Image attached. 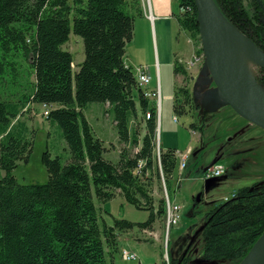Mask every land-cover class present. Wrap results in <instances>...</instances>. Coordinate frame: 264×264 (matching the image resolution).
Here are the masks:
<instances>
[{"label":"trees","instance_id":"16d2710c","mask_svg":"<svg viewBox=\"0 0 264 264\" xmlns=\"http://www.w3.org/2000/svg\"><path fill=\"white\" fill-rule=\"evenodd\" d=\"M214 1L227 20L264 51V0ZM178 8L181 29L192 36L197 54L202 55L193 0H178ZM139 14V0H0V264L113 263L117 232L132 230L135 224L115 220L107 225L95 198L105 203L121 192L127 203L148 210V220L136 224L142 230H152L165 216V200L155 209L140 180L153 170L160 178L161 167L168 187L178 167L177 150L161 149L159 167L157 111L124 60ZM72 32L85 49V60L74 76L75 88L73 56L62 49ZM19 58L34 74L33 93L25 101L4 100L1 88L11 74L18 75ZM174 73L188 76L179 62ZM257 82L264 90L263 68ZM193 99L187 88L177 89L175 114L187 115ZM26 103L60 106L50 110L47 121L61 130L69 158L63 164L59 156L44 152L42 163L49 175L45 184H21L14 176L18 162L28 163L32 149L26 123L17 120ZM94 103L110 106L120 142L135 147L139 138L130 123L141 114L146 134L134 155L124 151L117 163L106 159L104 142L83 113ZM190 130L200 126L191 124ZM141 161L144 167L138 174ZM141 200L149 206L140 207ZM263 234L264 183L243 187L234 199L208 213L202 230L204 257L239 264Z\"/></svg>","mask_w":264,"mask_h":264},{"label":"rangeland","instance_id":"374dc122","mask_svg":"<svg viewBox=\"0 0 264 264\" xmlns=\"http://www.w3.org/2000/svg\"><path fill=\"white\" fill-rule=\"evenodd\" d=\"M189 37L192 46L187 40L184 44L188 50L193 49V53H197L195 42L191 35ZM62 49L73 56L75 88L74 76L85 60L83 41L72 32ZM18 62L21 64L18 75L11 74L7 79L8 83L1 88L4 100L25 101L33 93L34 74L24 59L19 58ZM204 63L196 70L188 71V76L181 85V88H187L194 97L192 106L187 109V115L175 114L172 99L161 100L157 110V140L160 149H173L183 153L191 149L186 169L181 172L178 166L166 187L170 202L181 207L179 225L168 229L164 216L155 226L154 238L136 225L148 220V210L127 203L123 194L118 192V197L108 201L111 204V214H107L102 208L107 202L102 203L95 198L101 221L107 225H113L115 220H126L135 224L132 230L117 232L119 248L114 253V263L111 264H138L123 260L122 250L135 252L141 264H170L171 260H176L177 264H236L233 260L205 259L202 230L208 213L221 205L226 198H231L243 187L261 186L264 183V130L233 113L217 95L216 87L214 89L215 85L208 76ZM138 67H132L134 76ZM261 69L258 67L255 70L256 80ZM197 70H200L199 73H196ZM134 94L138 102L137 92ZM152 104L154 107L158 105L157 101ZM26 106L23 113L25 116L20 122H25L28 126L29 132L26 136L32 142V149L28 163L19 161L14 176L21 184H45L49 175L42 163L44 152L48 151L53 158L59 156L63 164H66L69 158L68 146L61 130L58 127H49V122L43 116L42 106L30 107L32 104L29 103H26ZM83 113L94 134L105 141L108 148L105 155L107 160L117 163L122 152L134 155L141 148L142 138L146 134V123L140 113L130 123L131 132L138 134V147L132 143L120 142L108 104H90ZM174 117L179 121L174 122ZM16 121L14 123H17ZM194 123L200 126V130H190L191 124ZM218 165L225 167V173L219 178L206 179V173ZM140 182L149 191L155 209L161 199L166 202L161 173L158 178L155 170L149 171L141 177ZM148 206L149 204L141 200L140 207ZM149 232L153 233V230Z\"/></svg>","mask_w":264,"mask_h":264},{"label":"crops","instance_id":"0c3cea01","mask_svg":"<svg viewBox=\"0 0 264 264\" xmlns=\"http://www.w3.org/2000/svg\"><path fill=\"white\" fill-rule=\"evenodd\" d=\"M139 2L141 14L135 16L134 36L126 48L125 64L131 68L136 66L147 67L148 74L151 77L148 88L150 90L160 88L161 100L172 99L175 101L176 90L181 88L186 80L184 75L174 73L175 63L179 62L185 65L186 62L192 59L194 54L193 49L188 50L184 44L187 40L192 46L190 34L183 31L179 25L178 0H139ZM199 71L197 70L196 73H199ZM191 77L194 79V75ZM151 102L153 103L154 100H151ZM35 105L43 107L41 104H32L30 107H35ZM137 106L139 107L138 103ZM26 107L22 110L21 116L17 119L18 121H21L22 117L25 116H23V113ZM58 108H60L59 105L51 106V109ZM49 127L51 128L50 125ZM193 134L196 133L193 132ZM96 137L105 142L99 136ZM104 146L107 147L106 143H104ZM0 174L3 175V172H0ZM109 204L107 202L102 207L107 214H111V211H109L111 210V207L109 209L111 204ZM157 223H160V220L154 224L153 234L156 232L155 226ZM143 231L150 233L149 230Z\"/></svg>","mask_w":264,"mask_h":264},{"label":"water","instance_id":"95a60500","mask_svg":"<svg viewBox=\"0 0 264 264\" xmlns=\"http://www.w3.org/2000/svg\"><path fill=\"white\" fill-rule=\"evenodd\" d=\"M193 2L197 13L202 53L217 95L240 118L264 130V106L251 103L239 83L229 57L227 36L230 33L237 35L263 63L264 51L225 18L214 0H193ZM263 256L264 234L239 264H256Z\"/></svg>","mask_w":264,"mask_h":264},{"label":"built area","instance_id":"2783aa9c","mask_svg":"<svg viewBox=\"0 0 264 264\" xmlns=\"http://www.w3.org/2000/svg\"><path fill=\"white\" fill-rule=\"evenodd\" d=\"M204 62H205V58L203 54L199 55L197 53H194L192 56V59L189 62H186L184 67L186 68V70L191 71V70H195L200 64L203 65ZM136 70H137V74L135 75V79H136L137 87L142 91L146 99L157 101L158 105L157 107H155L157 111L160 108V102H161L160 88H157L156 90H150L148 88L151 77L148 74L147 67L139 66L138 68H136ZM43 109H44L43 116L47 119L49 116L51 107L47 105H43ZM157 116H158V113H157ZM150 118H151V113L148 112L146 114V119L148 120ZM174 121L178 122L179 120L177 117H174ZM155 154H156L157 160L159 162V167H160L161 149H160L158 140H156ZM175 154L178 159L179 169L182 172L187 167V160H188V156L191 154V149H189L185 153L176 151ZM143 167H144V162L142 161L139 162V165L137 168L138 174H140ZM225 171H226L225 167L221 165L215 166L213 169L209 170L206 173V179L212 180L214 178H219L225 173ZM160 173H161L162 182H163L164 190H165V196H166L165 198L166 199L165 220H166L167 227L169 229V228L177 227L179 225V222L181 219V207L177 204H173L172 202H170L167 192H166V183H165L163 173L161 171V167H160ZM235 196H236V193H234L231 196V198H226L224 202L234 199ZM145 232L148 233L147 231ZM148 234L156 238V235H154L153 233H148ZM121 257L125 261L137 262L138 264H141L140 259L135 252H129L128 250H122Z\"/></svg>","mask_w":264,"mask_h":264},{"label":"bare ground","instance_id":"6f19581e","mask_svg":"<svg viewBox=\"0 0 264 264\" xmlns=\"http://www.w3.org/2000/svg\"><path fill=\"white\" fill-rule=\"evenodd\" d=\"M227 49L235 75L244 88L250 102L264 106V90H262L255 77L256 68H264V63L234 33H230L227 36ZM256 264H264V256Z\"/></svg>","mask_w":264,"mask_h":264}]
</instances>
